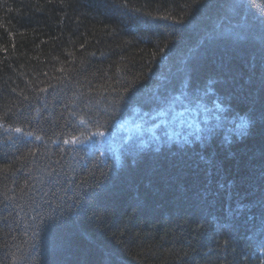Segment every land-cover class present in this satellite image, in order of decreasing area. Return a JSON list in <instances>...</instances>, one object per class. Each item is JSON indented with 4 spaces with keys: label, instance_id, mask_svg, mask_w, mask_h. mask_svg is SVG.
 I'll use <instances>...</instances> for the list:
<instances>
[{
    "label": "trees",
    "instance_id": "1",
    "mask_svg": "<svg viewBox=\"0 0 264 264\" xmlns=\"http://www.w3.org/2000/svg\"><path fill=\"white\" fill-rule=\"evenodd\" d=\"M0 264H264V0H0Z\"/></svg>",
    "mask_w": 264,
    "mask_h": 264
},
{
    "label": "rangeland",
    "instance_id": "2",
    "mask_svg": "<svg viewBox=\"0 0 264 264\" xmlns=\"http://www.w3.org/2000/svg\"><path fill=\"white\" fill-rule=\"evenodd\" d=\"M158 115V114H157ZM134 118H129L123 121L116 131L112 134V136L105 137L100 136L97 138V141H101L102 143L109 142L113 147H116L121 141H126L131 138L135 134H142L148 132V134H152L151 132L157 126L156 124H148L146 121L152 119L153 117H158L155 115H144L135 113ZM175 117H178L177 115ZM161 122H165L164 119L160 120ZM172 122V121H171Z\"/></svg>",
    "mask_w": 264,
    "mask_h": 264
}]
</instances>
